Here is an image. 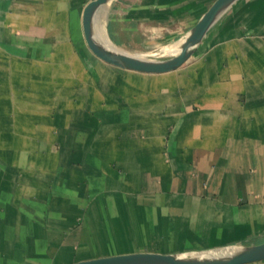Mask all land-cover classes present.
Instances as JSON below:
<instances>
[{"label": "crops", "instance_id": "obj_1", "mask_svg": "<svg viewBox=\"0 0 264 264\" xmlns=\"http://www.w3.org/2000/svg\"><path fill=\"white\" fill-rule=\"evenodd\" d=\"M90 1L0 0V264L264 243V0L164 75L92 56ZM214 1L113 0L103 16L115 46L153 55Z\"/></svg>", "mask_w": 264, "mask_h": 264}, {"label": "water", "instance_id": "obj_2", "mask_svg": "<svg viewBox=\"0 0 264 264\" xmlns=\"http://www.w3.org/2000/svg\"><path fill=\"white\" fill-rule=\"evenodd\" d=\"M112 0H91L82 13L83 42L92 56L116 69L143 75H164L187 64L204 42L212 27L240 0H215L191 31L176 44L179 51L162 55L131 54L122 49L112 50L96 39V18ZM264 261V243L252 246H232L219 250L186 252L180 254L137 253L82 261L75 264H254Z\"/></svg>", "mask_w": 264, "mask_h": 264}, {"label": "bare ground", "instance_id": "obj_3", "mask_svg": "<svg viewBox=\"0 0 264 264\" xmlns=\"http://www.w3.org/2000/svg\"><path fill=\"white\" fill-rule=\"evenodd\" d=\"M104 9H105V7L101 10V12L98 14V16L95 20L96 21V24H95L96 39L105 47L110 48V49L115 51V50H117V48L109 40V38L107 37V34L104 30L105 28H104V24L102 21L104 18V16H103ZM178 51H179L178 47H168V48H164L162 53L168 55V54H172V53H175Z\"/></svg>", "mask_w": 264, "mask_h": 264}, {"label": "rangeland", "instance_id": "obj_4", "mask_svg": "<svg viewBox=\"0 0 264 264\" xmlns=\"http://www.w3.org/2000/svg\"><path fill=\"white\" fill-rule=\"evenodd\" d=\"M112 1H113V0H112ZM110 3H111V1H110ZM110 3H109V5H110ZM106 6H107V5H106ZM106 6H105V7H106ZM107 8H108V7H107ZM102 21H103L104 28H105L104 30H105V32H106V34H107V37H108L109 35H108V31H107L106 24H105V18H103ZM108 38H109V37H108ZM166 48H168V47H166ZM119 49H120V48H119ZM160 51H161V50H158V52H155V54H159V55H157V56H159V57L162 55V53H160ZM167 57H168V55L165 54L164 57H161L160 59H166Z\"/></svg>", "mask_w": 264, "mask_h": 264}]
</instances>
